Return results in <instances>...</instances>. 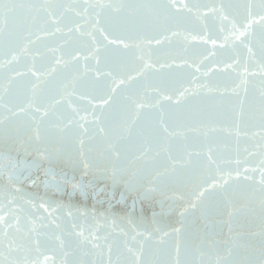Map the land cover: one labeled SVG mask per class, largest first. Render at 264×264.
I'll return each instance as SVG.
<instances>
[{
	"label": "water",
	"instance_id": "obj_1",
	"mask_svg": "<svg viewBox=\"0 0 264 264\" xmlns=\"http://www.w3.org/2000/svg\"><path fill=\"white\" fill-rule=\"evenodd\" d=\"M6 2L0 262L264 264V0Z\"/></svg>",
	"mask_w": 264,
	"mask_h": 264
},
{
	"label": "snow or ice",
	"instance_id": "obj_2",
	"mask_svg": "<svg viewBox=\"0 0 264 264\" xmlns=\"http://www.w3.org/2000/svg\"><path fill=\"white\" fill-rule=\"evenodd\" d=\"M172 7H175V3L172 4ZM15 8V5L6 2V0H0V13L5 14L6 16H10L13 12ZM261 21H264V16H262L260 18ZM255 21H253L252 19L248 20V24L245 26V29H247V27H249L252 23H254ZM244 32H240V36H243ZM237 39H239L240 37L237 36ZM249 51H251V49H249ZM87 167V165H86ZM63 183H67L68 185H70L71 191L73 193L75 192H80L84 195H87L85 189L88 187H91V185H84L82 182H73L72 179H65L64 181H62ZM262 183H264V170H262ZM15 249L13 248H9V253L11 254L12 252H14ZM0 264H3V262H0Z\"/></svg>",
	"mask_w": 264,
	"mask_h": 264
}]
</instances>
